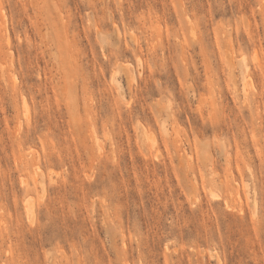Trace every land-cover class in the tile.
I'll return each instance as SVG.
<instances>
[{
  "label": "rangeland",
  "instance_id": "rangeland-1",
  "mask_svg": "<svg viewBox=\"0 0 264 264\" xmlns=\"http://www.w3.org/2000/svg\"><path fill=\"white\" fill-rule=\"evenodd\" d=\"M0 264H264V0H0Z\"/></svg>",
  "mask_w": 264,
  "mask_h": 264
},
{
  "label": "bare ground",
  "instance_id": "bare-ground-1",
  "mask_svg": "<svg viewBox=\"0 0 264 264\" xmlns=\"http://www.w3.org/2000/svg\"><path fill=\"white\" fill-rule=\"evenodd\" d=\"M1 12H3V11H1ZM4 13V12H3ZM2 15V14H1ZM229 207V206H228ZM124 242V241H123ZM124 244V243H123ZM128 246V245H127Z\"/></svg>",
  "mask_w": 264,
  "mask_h": 264
}]
</instances>
